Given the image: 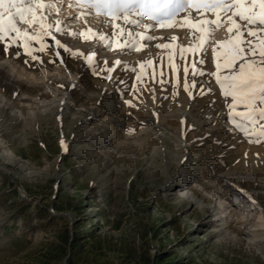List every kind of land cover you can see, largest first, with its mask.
Here are the masks:
<instances>
[{
  "label": "rangeland",
  "instance_id": "rangeland-1",
  "mask_svg": "<svg viewBox=\"0 0 264 264\" xmlns=\"http://www.w3.org/2000/svg\"><path fill=\"white\" fill-rule=\"evenodd\" d=\"M56 1L48 8L50 3L43 0L39 18L30 22L27 15L25 28L13 19L20 31L6 33L12 38L0 40V46L8 51L24 46L28 57L44 58L49 68L78 57L63 40L49 45V32L60 39L93 42L95 52L77 47L83 59L68 86L72 99L66 100L61 90L54 93L57 97L41 90L39 107L20 108V115L12 118L13 110L0 108V264H264V239L255 242L244 231L250 199L243 192L254 193L264 205V99L259 86L249 99L230 88L231 79H226L236 76L241 64L245 73L264 67L246 43L252 41L257 52L264 50V25H249L259 33L249 36L239 17L232 23L231 12L208 10L214 0H194L192 14L185 8L158 25L178 23L188 34L185 44H179L180 34L178 43L157 48L144 40L141 48L136 33L140 27L126 23L123 16L92 15L90 11L101 10L76 6L90 0ZM255 2L260 15L264 0ZM240 3L250 7L252 0ZM7 19V14L0 16L4 27ZM127 19L150 23V18L145 21L135 13ZM207 21L224 23L217 28ZM31 31L44 33V38L30 41ZM112 53L127 56L128 63L120 65L112 56L104 59ZM78 80L87 92L77 89ZM101 90L117 94L120 102L111 113L127 117L123 128L119 122L113 127L124 132V138L113 137L107 148L92 138L84 121L92 115V104L101 119L106 117V101L92 100ZM16 91L3 93L16 100ZM26 93L32 96V91ZM57 98L64 104L54 103ZM217 110L247 121L250 129L239 131L229 124L226 130L207 132V124L197 129L177 117L185 111L218 123ZM250 113L252 119L247 118ZM9 123L12 127L5 131ZM232 132L238 147L225 144L224 137ZM174 151L176 158L171 157ZM204 153L210 155L205 158ZM191 156H198L197 169L206 176L215 172L207 166L219 164L226 174L243 171V158L253 161L252 169L245 168L259 180L241 179L227 195L215 197L192 180L187 185L201 204L178 198L165 188L171 179H180L176 160L189 163ZM217 218L227 221L225 235L219 234Z\"/></svg>",
  "mask_w": 264,
  "mask_h": 264
},
{
  "label": "bare ground",
  "instance_id": "bare-ground-1",
  "mask_svg": "<svg viewBox=\"0 0 264 264\" xmlns=\"http://www.w3.org/2000/svg\"><path fill=\"white\" fill-rule=\"evenodd\" d=\"M45 1L51 4L54 3L56 0H45ZM194 2H195L194 0H188L187 10L190 11L189 12L190 14H192V11L194 10L191 7L194 5ZM42 3L43 0L32 1L31 11L25 12L24 20H27V15H30L29 21L30 22H33L34 20L36 21L39 18V12ZM18 6L23 8H28L29 4L28 2L21 4L19 3L18 0ZM11 11L14 13L15 9L12 8ZM189 13H187V15H190ZM193 15L194 17H196L199 16V13H195ZM12 19H15V21L20 22L21 26L24 28L27 26V24L24 21L20 20L19 16H13ZM187 30H188L187 33L189 32L191 35V31L189 29ZM181 31L182 30L179 28V26L161 28L158 25L154 29H145V28L141 29V27L136 29V33L139 34L138 44L139 46H141V48H143L144 46V44H142V41L144 40L146 42L152 41L154 43V46H156L157 48H161L162 45L167 42L170 43L177 42L178 41L177 36L180 34H182L180 37L183 41L181 40L182 43L179 44H185L183 42L185 38L188 37L187 36L188 34L185 33L183 34ZM222 31L224 32V30ZM23 32L26 33V31ZM49 34L52 38V40L49 39L46 40V42H48L49 45L58 44V42L60 43L61 40H63L67 46L68 44L72 45L74 53L78 55V57L73 58L74 62L65 61L62 66H54L53 68L51 67L49 68V66L46 64L47 60H45L44 58L41 59V57H38L37 60H34L32 57H28L26 55L24 46H19L18 48H15L12 51H8L0 46V108L4 109L8 107V109L13 110L12 113L10 114L11 118L15 114L20 115V108L39 107L41 105V102H43V100H41V93H42L41 90L52 92L54 97H57L54 93L61 90L63 91L64 94L67 95L66 100L72 99V95H71L72 93L70 92V90H68L69 89L68 86H70V84L77 78L76 72L79 70L77 65L83 59V54H81L77 50V47L81 46V48H84L93 54L95 52V47H94L95 44L93 42H87L81 39L73 41L71 40L70 37H65L64 39H60L59 37H57V35L53 34L52 32L51 33L49 32ZM146 36H150L152 37V39L146 40L145 39ZM36 37L43 39L44 33H40L39 31L37 33L32 32L28 36V39L30 41H34ZM173 37L175 39H170ZM192 38L194 39L195 35H193ZM145 45L148 44L145 43ZM17 53H19V55H17ZM115 55L116 54L114 53L109 55L105 54L104 59L107 60L106 58H108V56L110 57L112 56L111 59H114V61H119L120 65L128 63L129 60L127 56L124 55L123 57L119 58ZM46 56L49 55L46 53ZM49 57H53V56H49ZM109 66L110 65H108V67ZM85 79L84 81L88 80ZM77 86H78L77 89H79L81 92L83 93L87 92L86 87L83 85V83H80L79 80L77 81ZM6 89H11L13 92H15V90L17 89L18 92L17 91L16 92L20 95V98H17L16 100H9L8 98H6V96L3 93V91ZM28 90L32 91V96L29 98L27 97L28 94L26 93ZM102 99L107 103L105 104V107L103 109V111L106 110V114H107L106 117L101 119L100 118L101 117L100 115H102L101 111L97 109L98 108L97 105L95 108H93L92 106L94 104H92L91 107H89V110L90 112H92V115L86 116L84 121H85V128L86 127L90 128L92 138L95 140L99 139L100 142L104 143L106 147L112 145L111 140L113 137L119 140L124 138V132H122L121 130L115 131L113 127L114 125H117L119 122L120 127L123 128V126L126 124L127 117L124 114L113 115L111 113V110L117 108L120 102L119 97L117 96L116 93L101 90L99 92L98 97L92 98L94 102H98V103L102 102ZM54 103H57L59 105L64 104L62 98L55 99ZM110 103L113 104L112 107L111 105L109 106ZM216 112H217L216 115L218 116V123H213L212 120L206 121L205 119H203L201 115H196V116L189 115L188 113H185V111L178 113L177 117L179 121H184V120L189 121L190 124L193 127H196L197 129H203L205 124H207L208 128L205 130L207 132H211L212 130L214 131L226 130L229 124L232 125V127L239 129V131L240 130L246 131L250 129V124L247 121H243L241 119H235L232 116L227 115L222 110H217ZM121 117H123V119H120ZM91 125H93V127ZM11 127L12 126L9 123L5 125L3 129L5 131H8L11 129ZM224 140H225V144H229L234 147H238L239 145L238 137L233 132L226 135L224 137ZM219 151L221 150L219 149ZM93 152L95 151L92 150L89 152V154ZM176 153L177 152L174 151L171 157L176 158ZM209 155L210 153H204L202 156H205V158H207ZM196 157L198 156H191V161L189 163L184 162V159L176 160L175 170L180 171L179 174L180 179L178 183H176L174 179H171V182L166 186L165 189L169 192L175 191V194L178 198H187L188 200H192V201L195 200V203L199 205L201 204V202L196 199L194 193L189 189L187 185L192 180L200 182V184L204 185L209 190L208 195H210L211 197H215L217 194L221 196L227 195L229 189L232 186H237L241 179H251L257 181L259 180V177L256 174V172L249 171L245 168L246 166H248L251 167L252 169V166L253 165L255 166L254 164L255 162L253 161L252 163L251 162L248 163V161H246L243 158V161L240 163V166L242 167L243 171L240 170L238 172H226V174L225 172H223L219 164L215 165L214 169H212L210 166H207L208 171H215V172H213V174L211 175L206 176L204 172L198 170L199 167L201 166L199 165V162ZM243 192L245 196L250 199L249 204L247 205V210L250 218H248L247 225L245 226L244 231L250 237L251 240L255 242L258 241L259 243V240L264 239V205L261 204L257 196L254 195V193H251L246 189H243ZM244 217L246 216H243V218ZM218 220L220 224L217 225L216 227H221L219 234L225 235L228 232V229L225 226L227 221L225 218H220Z\"/></svg>",
  "mask_w": 264,
  "mask_h": 264
},
{
  "label": "snow or ice",
  "instance_id": "snow-or-ice-1",
  "mask_svg": "<svg viewBox=\"0 0 264 264\" xmlns=\"http://www.w3.org/2000/svg\"><path fill=\"white\" fill-rule=\"evenodd\" d=\"M29 7L23 8L18 6V0H0V8L4 11L0 13V16L7 14V27L3 26V23L0 22V40H10L12 37L7 36L8 32H19L20 29L16 27V24L13 22V16H19L20 20L23 21L25 19V12L31 11L32 0H27ZM19 3H25V0H19ZM72 6V5H69ZM78 7H88L91 9H100V12H91L89 14L92 15H103L105 17L109 16H123L126 23L131 24L136 27H143L145 29H154L157 25L163 26L162 22L166 20H172L173 17L176 16L177 12L184 10L188 7V0H174V2H170V0H100L99 3L95 2V0H90L88 4L85 5H76ZM46 7L52 8L54 4H48ZM261 8H264V3L260 4ZM14 8L15 12L13 13L11 9ZM222 9L225 14L231 12L232 16L228 17V21L232 23H236L234 17H239L241 21L244 22V27L248 29L249 36H258L259 33L252 31L248 28L249 25H264V12L260 15L256 13V2L252 0L250 7H243L240 3V0H214L212 4L208 6L209 11H213L215 9ZM135 13L136 16L143 17L145 15L149 16L150 23L142 24L138 19L128 20L127 16ZM78 18V17H73ZM111 23V21H109ZM209 24H215L216 27L223 26L224 22L217 21H207ZM172 26H180L178 23L176 25H168ZM229 32L232 31L231 28L228 29ZM237 31L239 32V26L237 27ZM260 31H264V28L260 29ZM131 36L132 33L130 32ZM139 35V34H137ZM146 40H151L152 37L146 36ZM170 39H175L170 38ZM59 43V42H58ZM248 51L252 55H258L260 57V64L264 65V50L257 52V49L253 47L252 41H247ZM264 44V42H261ZM159 47V45H158ZM241 50H237V55H240ZM19 55V53H17ZM35 58V57H33ZM203 61H201L202 63ZM116 63H119L116 61ZM193 68L195 69V64H193ZM187 71V69H185ZM231 83L229 87L234 89L235 91H239L242 93H246L248 98L251 99L255 94V89L259 86L260 96L264 99V67H259L258 72H247L245 73L244 65H239L238 74L231 78ZM223 84V82H221ZM230 93L225 92V95H229ZM262 115H264V110H262ZM248 119H252L251 113L247 116Z\"/></svg>",
  "mask_w": 264,
  "mask_h": 264
},
{
  "label": "built area",
  "instance_id": "built-area-1",
  "mask_svg": "<svg viewBox=\"0 0 264 264\" xmlns=\"http://www.w3.org/2000/svg\"><path fill=\"white\" fill-rule=\"evenodd\" d=\"M143 20L147 21L149 19V16L145 15L142 17Z\"/></svg>",
  "mask_w": 264,
  "mask_h": 264
}]
</instances>
